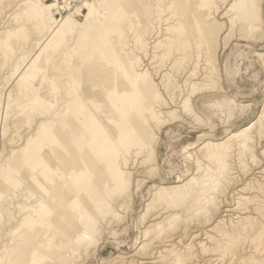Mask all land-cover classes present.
Here are the masks:
<instances>
[{"label":"rangeland","instance_id":"1","mask_svg":"<svg viewBox=\"0 0 264 264\" xmlns=\"http://www.w3.org/2000/svg\"><path fill=\"white\" fill-rule=\"evenodd\" d=\"M6 1L2 0V2ZM66 1L70 2L71 6L74 5L72 0H63V5L68 4ZM16 2L15 0L12 6ZM169 2L173 3L174 0H161L159 2L158 5L164 10L157 17V12L151 6L150 0H141L139 4V8L142 10L139 9L140 15L142 19L145 18V20L151 23L153 27L151 33L145 31L144 34L135 37L138 23L134 17L129 18L132 25L130 28L125 27L124 32V42L137 56L139 55L141 67L148 70L149 77L147 78V82H153L165 100V104L160 109L163 112L167 110L173 111L172 115L165 117L167 122L160 131H157L155 127V129L153 128L154 131L156 130L154 133L158 136L157 144L154 146L156 153L150 160H146V163L143 164L145 158L143 153L137 152L135 154L133 152L125 154L123 147L114 138L115 129H112L110 125L103 121L104 112L102 109L106 111L109 108L105 98L108 94L106 88L112 85V82L111 84L109 83L110 79L108 77L106 79H102L101 76L99 77L98 70H95V63L93 64L91 59L81 57L76 60L77 63L75 61L81 73H87L91 75V78H95L96 76L99 83H101V88L94 87L96 84L93 82V79L76 73V77H80L82 80L81 85L77 89L79 91L82 90L84 93H93L95 99L98 100L95 108L89 106L90 111L95 116L94 122L89 124L90 127H87V130H81L86 135L85 140L80 144L76 137L72 139V142L77 144L76 153L79 154L76 158V165L84 169V166L80 162V159L84 160L82 156L87 153L88 157H94L93 160L90 159V162L94 166L93 170L95 174L92 177L89 175L90 178L88 179L91 185L88 187L90 190L88 189L86 195L89 196L91 194L92 196H96V192H99L103 195L106 202L114 206L116 213L120 217H102L104 209H100L96 213L94 210L96 208L92 207L94 201H91L89 204L87 203L88 214L82 212L83 208L78 209L65 205L64 208L70 215V218H64L60 215L58 216L59 220H55L56 236L53 242L55 241V248L63 253L67 249L62 243H68L74 248L75 252L70 257L72 260L69 259V261L71 260L70 264H127L130 261L132 264H140L146 261L154 262V264H166L168 261L161 260L159 258L161 255H166V259L170 258L168 250L171 246L183 250V245L186 246L189 243L191 244V251L194 253L190 262L192 264H206L204 263L205 259L209 255L217 253L211 251L208 255V253L199 251L201 248L198 243L200 242L205 244L206 247H211L213 241L208 237L216 236L217 233L216 231L214 233V230L211 232L206 230L213 227L225 215L222 208L224 203L227 201L233 208L236 207L234 194L239 193L242 195V191L238 190L247 183L249 178H253V174L264 169V154L261 153L264 150V114L260 120V125L263 128V137L255 139L249 146L251 149L246 150V153L239 160L237 156H226L225 154V163L217 165L216 162L201 156L205 152H212L210 146L207 150L203 149L196 152L198 145L207 141L210 143L219 142L228 136V134L257 119L264 106V64L262 63L263 56H259L260 54H264V0H209L206 11H208L209 18L218 24L214 33V57L210 63L205 61V39L202 34L196 37V33H192L191 36V33L188 32V24H186L187 28H185L187 30L181 33L170 27L175 21L179 20L178 22H182L183 15L185 16L187 13L189 15L187 14L186 16L189 17H192L193 14L195 15L198 0H193V2L190 0L183 11H178V13L182 12L183 15L179 19V14H175L176 17L174 16L171 19L172 23L174 22L173 24L170 23V20L162 22L163 18L170 15V12L166 10L167 5H170ZM191 2L192 4H190ZM63 8L65 9L60 10V14L65 16L68 13V7L64 6ZM10 12V9H5L1 13L0 27L6 21L7 15ZM55 16L57 18L60 17L58 14ZM78 19L80 20L81 18ZM101 20L104 21L102 18ZM33 22V20L24 22L26 30L24 34L28 36L27 41H12L13 56H11L6 65H2L3 61L0 62V110L3 112L7 110L6 118L2 123L6 131L1 132L2 134L0 133V179L7 178L8 180L15 181L18 185L13 191L14 195L12 194V204L7 206L6 210H3V212L5 211L3 214H0L2 224L0 226V245L7 244V242L14 244L16 240L17 243L21 241L20 250L23 251L38 243L42 244L43 241H41L38 235L40 231L37 230L40 227L39 222L35 223L39 219L38 216L47 214L42 212L41 207L40 211L37 212L36 203H38V197L29 193V187L31 186L28 185V180L32 177L37 182L38 175L41 174V181L44 183L47 182L48 176L52 177V179H48L52 185V192L60 186L64 174L59 170L58 166L55 167L46 163V166L51 170L50 173H43V171L38 170H35L33 173L29 167H24L21 176L17 175L15 177L12 174L4 172V168L8 164L6 158L13 151L15 152L22 148L27 137L35 133L37 126L44 119L52 120L56 130H59L61 126L65 127L69 124L66 113L54 116L53 109L47 110L43 116L38 114L37 109L29 115H27L26 111L20 112L17 103L32 94L29 85L26 86L27 92H24L23 95H18L15 100L7 102V94L13 86L12 81L15 77H11L10 67H12L21 54L25 55L26 51L31 52L29 55L31 56L41 45H44V40L49 36L45 31L41 34L35 31L32 27ZM167 22L171 25L169 23L167 25ZM167 33L171 34L170 37ZM162 36L164 37L162 38ZM159 38L160 41L157 40ZM184 39L188 42V47L184 51H181L183 49L178 46V41ZM138 42L142 44L141 50H139L140 46L137 45ZM164 44H167V47ZM157 45L162 46L161 49H155ZM165 50L169 51L166 52ZM185 50L187 52L190 51L188 52L190 54L189 57L186 58L187 60L185 59L187 62L182 58L185 55ZM164 51L167 56L165 54L159 56ZM169 52L170 54H168ZM63 57L64 55H61L59 58L62 59ZM176 62L177 64H175ZM110 63H115V59L111 60ZM42 65L46 68L43 62ZM91 66L92 68H90ZM53 67L52 65L51 70ZM103 67L107 68L106 71L108 72H116L113 64H108V66L103 65ZM57 72H59L58 68L56 69V74ZM9 77L11 78L9 79ZM202 79L207 82L201 83ZM90 81L93 82L94 88H92ZM120 86H122L121 83ZM65 89H70L69 83H67ZM61 92L62 94L60 95L59 93L60 97L57 100L58 104L62 100L68 101L67 92L62 88ZM139 94L145 99L149 98L148 93L143 88H140ZM5 102L8 106L7 109ZM23 119L27 120L28 126H25L26 123L22 122ZM114 119L118 124L123 122L122 125L124 127H130L133 130L139 124L138 117H128L122 120V118L116 115ZM255 131L253 130L251 135H254ZM133 134L135 135V132ZM64 135L58 134L56 140L51 136L54 139V143L53 145H48V147L53 150L55 157L58 158L63 166L69 165L70 168H76L74 163L70 161L72 157L69 151V148L74 146V144H70L68 136L65 133ZM14 137L16 138L15 141H13ZM252 150L255 153L251 158L249 152ZM119 154L123 155V158L127 160L126 167L128 168L126 169L129 171H126L131 173L132 183L129 191L120 196V198L117 193H113L108 199L106 198L103 180H109L110 174L107 170H104V164L109 163V161H112ZM96 155L100 157L101 162L97 159L100 164L96 161ZM196 157L201 159L202 164L205 163L204 165L208 166L207 170L203 169L202 166H195ZM256 167L259 168L256 169ZM249 169L252 172L249 171L248 175L246 171ZM66 172L71 176L67 180L65 189H68L69 182L73 180L76 187L84 186L83 181H79L71 170L67 169ZM52 173H54L53 176ZM250 174L252 175L250 176ZM256 175L263 177L259 178L261 181L257 178L256 180H259L262 185L261 187H264V172L261 175ZM184 179H194L188 185V191L204 192L189 203L182 197L179 198V202H174L172 199L159 195L157 198H153L158 186L173 187ZM243 179L245 180L243 181ZM108 184L109 186L106 189L112 186L111 181ZM73 189L67 190L62 197L65 200H69L75 193ZM235 189L238 190L236 191ZM175 190L178 192L180 189ZM245 192V196L247 197L258 196L260 198L258 200H263L262 194L259 192ZM221 201L222 204H220ZM241 204H244L242 206L248 208H252L253 204L256 205L255 202L249 205L248 201H242ZM196 206H199L198 210L192 211L193 207ZM206 206L211 207L207 213L208 217H211L210 223L208 222L210 225L208 227H199L197 221L207 218L199 214L202 209L205 210ZM187 207L189 208L188 211ZM215 209L219 210L215 211L211 216V213ZM27 212L28 214L25 215L24 213ZM236 213L232 217L233 222H236L238 220L237 217L240 216L238 211ZM261 213L264 216L263 208L261 209ZM22 214L24 215L22 216ZM91 217L94 219L91 220ZM163 218H167L165 231H162L163 225L161 224V226H157L158 228L156 227L152 231L155 234L148 231L147 227L149 224L157 221L160 222ZM13 227L18 228L13 229ZM80 229H84V232H80ZM17 233H21L22 240L18 239ZM74 233L85 239L83 242L85 245L79 246L78 241L76 242L72 239L71 235ZM239 234L241 235V232ZM92 240L95 246L88 244ZM239 240L243 247L245 244L247 246L250 245L245 234L241 235ZM226 243L227 245H232L231 250L232 252L236 251L235 256L238 257L235 258L233 256L231 264H242L239 261L241 260V256L245 255V252L238 253L240 252V244L236 248L234 246V238L228 239ZM162 249L166 251L164 252ZM261 253L264 257V251ZM228 256L230 258V255ZM43 263L46 264L47 262L44 261L41 264ZM52 263L55 264L53 261L48 264Z\"/></svg>","mask_w":264,"mask_h":264},{"label":"bare ground","instance_id":"2","mask_svg":"<svg viewBox=\"0 0 264 264\" xmlns=\"http://www.w3.org/2000/svg\"><path fill=\"white\" fill-rule=\"evenodd\" d=\"M14 1L15 0H7L6 2H2V0H0V15L5 11V9L11 10V12L7 15L6 21L0 27V62L3 61L2 65H6V63L11 59V56H13L12 54L14 51L12 48V41H27L28 36L27 34H24L26 31L24 22L33 20L34 22L32 23V27L34 30L39 34L45 31L49 34V36L44 40V45H41L31 56H29L31 52L26 51V54H21L14 62L12 67H10V73L12 75L11 77H15L12 81L13 86L7 94V102H9V100H15L18 95H23L24 92H27L28 90H26V86L29 85L32 94L17 103L20 112L26 111L27 115H29L37 109L38 114L43 116L47 110L53 109L54 116L66 113L69 124L65 127L61 126L59 130H56L52 120L44 119L37 126L35 133L27 137L22 148H20L18 151H13L6 158L8 164L5 166L4 172L7 174H12L15 177H17V175L21 176L24 167H29L30 171L33 173L35 170L43 171V173H50L51 170L48 166H46V163L54 165L55 167L58 166L59 170H61L64 175L62 181L60 182V186L52 192L51 182L48 181V179H52V177L48 176L47 182L44 183L41 181V174L38 175L39 179L37 178V182L32 177L29 180L27 179L28 185L31 186L29 187V193L38 197V203L35 202L38 209L37 212L40 211L41 207L42 212L47 213L38 216L39 219L35 223L37 224L39 222L38 224L40 227H38L37 230L40 231V233L38 235L41 241L44 243L42 242V244L38 243L36 245L30 246L25 251L20 250L21 241L18 240L19 242L17 243L16 238V242L14 244H9L8 242L7 244L4 243L0 245V264H41L44 261L47 262L46 264L52 261L55 264H70L72 260L70 257L73 256V253L75 252L74 248H72V246H70L68 243H62L67 249V251L63 253L62 251L60 252L57 250V248H55V241L53 242L54 237L56 236L55 220H59L58 216L60 215L64 218H70V215L64 208L65 205L78 209L83 208L82 212L88 214L89 210L87 203L89 204L91 201H94L92 207L96 208L94 209L96 213L100 209H104L102 212V217H120L119 214L116 213L114 206L109 202H106L103 198V195H101L99 192H96V196H92L91 194L89 196L86 195V193H88V189L90 190L88 187L91 185L88 178L95 174L93 170L94 166L90 162V159L93 160L94 157H88L86 153L82 156L84 160L80 159L84 169L76 165V158L79 156V154L76 153L77 144L73 143L72 139L76 137L80 144L85 140L86 135L84 134V131L81 132V130H87V127H90L89 124L93 123L95 120V116L90 111L89 106L95 108L98 103V100L95 99V95L93 93H84L82 90L79 91L77 89L81 85L80 83L82 80L80 77H76V73L82 75L83 77L87 76L90 79H93V82L96 84L94 87L101 88V83H99L96 76L95 78H91V75L87 73H81V70L75 64V61L81 57L91 59L93 64L95 63V70H98L97 72L99 77L101 76L102 79H106V77H108L110 79L109 83L111 84L112 82V85L109 84L110 86L106 88L108 94L105 99L109 108H107L106 111L102 109L104 112L103 121L110 125L112 129H115L114 138L116 139V142L118 144L120 143V145L123 147L125 154H130L133 152L135 154L137 152L144 154L145 158L143 160V164L146 163V160H150L156 153L154 146L157 144L156 142L158 140V136H156L154 133L156 131H154V129L156 128L157 131H160V129H162L164 124L167 122L165 117L172 115L173 111L167 110L163 112L160 109V107L165 104L164 98L153 82H147V78L149 77L148 70L141 67L142 64L138 57L139 55L137 56L124 42L125 27L130 28L132 25L131 21L129 20L130 17H134L138 23V29L134 35L135 37H138L140 34H144L145 31H149L151 33L153 29L151 23L145 20V18L142 19L140 15L141 9L139 8V4L141 0H72V2H74V5L72 6L71 3L67 1L66 2L68 4L63 5V0H16L17 2L14 4L15 7L12 6ZM160 1L161 0H150L151 6H153L157 12V17L160 16V13H162L164 10H162L161 6L158 5ZM189 1L190 0H174L173 3L169 2L170 5H167L166 10L170 12V15H167L165 18H163L164 20H162V22L169 20L171 21L175 14H179L178 18L180 19V16L183 15V13H178V11H183L187 3L189 4ZM192 2L190 4H192ZM208 2L209 0H198L195 15L193 14L192 17H189L186 16L188 14L187 13L185 16L183 15L181 20L182 22H178V20L177 22L175 21V23L173 22V24L171 21L170 23L173 25H171L169 22H167V25L169 23L171 25L170 27L181 33L187 30L185 28H187L186 24H188V32L191 33V36L192 33H196V37L197 35L202 34L203 38L205 39V55H203L205 56V61L210 63V61H213L214 57V33L218 27V24L214 20H211L208 16V11H206ZM64 6L68 7V13L65 16H62L60 14V10H64ZM56 14L60 15V17L57 18L55 16ZM78 18L81 19L79 20ZM101 18L104 21H102ZM174 20L176 19L174 18ZM168 35L170 37L171 34ZM184 36L186 35L184 34ZM163 37L164 36H162V38ZM160 38L157 40L160 41ZM178 44V46L183 49L181 51H184V49L188 47V42L186 39L178 41ZM137 45L140 46L139 50H141V42H138ZM164 45L167 47V44ZM156 47L157 48L155 49L159 50L162 46L157 45ZM176 48L178 49V47ZM144 49L146 50V48ZM165 51L159 56H163L164 54L167 56L166 52L169 50L166 52ZM188 52L186 51L184 57H182L184 60L189 57L190 54ZM168 54H170V52ZM61 55H64L62 59L59 58ZM259 56H263L262 63L264 64V54H260ZM198 57L199 56L197 55V58ZM113 59H115V63H110V61ZM42 62L46 65L47 69L44 68ZM108 64H113L116 72L106 71L107 68L103 67V65L108 66ZM175 64H177V62ZM52 65L55 68L53 67L51 70ZM57 68L59 69V72L56 74ZM90 68H92V66ZM192 73L194 72L192 71ZM11 77H9V79ZM93 82H91L92 88H94ZM202 82L207 81L202 79L201 83ZM67 83L70 84V89L68 90L65 89V87H67ZM120 83L122 86H120ZM61 88L67 92L68 101L62 100L61 103L58 104L57 100L62 94ZM140 88H143L148 93L149 98L145 99L139 94ZM7 107L8 106L6 105V109ZM6 111L3 112L0 110V133L6 131V128L2 126L3 120L6 118ZM263 114L264 106L257 119L253 120L237 131L228 134V136L219 142L210 143L207 141L198 145L196 152L203 149L207 150V148L210 146V148H212V152H205L203 155L201 154V156L210 161L212 160L216 162L217 165L225 163V154L226 156H237V159L239 160L241 156L246 153V150L251 149L249 146L254 142L255 139L257 140L263 137V128L260 125V120L263 117ZM116 115L119 118H122V120L128 117H138L139 124L135 126L136 128L134 130L130 127H124L122 125L123 122L118 124V122L114 119ZM22 122L26 123L25 126L29 125L26 119H23ZM253 130H256L255 134L251 135ZM133 132H135V135ZM64 133L66 136H68L70 144H74V146L69 148V151L72 157V159L70 158V161L74 163L76 168H70L69 165L63 166L58 158L55 157L53 150L48 147V145H53V138L56 140L58 134L65 136ZM15 139L16 138L14 137L13 141H15ZM254 153L253 150L249 152L251 158L254 156ZM261 153L264 154V150ZM97 159L100 160V157L96 155V161L100 164L101 160L98 162ZM194 164L196 167L202 166L203 169L207 170L208 166L204 165L205 163L202 164L201 159L198 157L195 158ZM126 165L127 160L123 158V155L121 154L115 156L112 161H109V163L104 164V170H107V172L110 174L109 180H103L104 189L106 190V198L109 199L113 193H117L120 198V196L129 191L132 181L131 173L126 171L128 170L126 169L128 168ZM258 168L259 167H256V169ZM67 169L71 170V172L75 174V177L79 181H83V187H76L73 180L69 182L68 189H65L67 180L70 179L71 176L67 174ZM249 171L251 170L249 169L246 172L248 173ZM263 172L264 169L256 172L253 174V178H249L247 183L243 185L240 190L237 189L238 191H242V195L239 193L234 194L236 207L233 208L229 202L226 201L222 206L225 215L222 216V219H219L220 221L214 224L213 227L206 230L210 232L214 230V233L216 231L217 234L216 236L214 235L208 237L213 241L211 247H206L205 244L199 242L198 244L201 248L199 251L208 253V255L211 251L214 253L216 252L217 254L209 255L208 258L205 259L204 263L231 264V258L236 255V251L232 252V245H227L226 242L228 239L234 238V246L236 247L238 244H240V236L244 234L247 236L250 245L247 246L245 244L246 247H243L240 244V252L238 253L240 254L241 252H245V255L241 256V260L239 262L242 264H251V262H255V264H262V262H264V257L261 253L264 251V224L262 221L264 216L261 213V209H264V187H261L262 185L259 182V180L261 181L259 178L263 177H258V175H256H261ZM53 174L54 173H52V176ZM251 175L252 174H250V176ZM256 178L259 180H256ZM191 179H184L178 184H175L173 187L160 185L154 192L153 198H157L159 195L167 199H172L174 202H179V198L182 197L187 203H189L204 192L188 191V185L194 180ZM244 180L245 179H243V181ZM110 181L112 186L111 188L106 189L109 186L108 183H110ZM9 184H11V186H9ZM17 186L18 185L13 180H8L7 178L0 179V214H3L5 212H3V210H6V207L12 204V194ZM69 189H73L75 193L69 200H65L62 196ZM175 189L180 190L177 192ZM245 191L259 192L262 194L263 200H258L260 199L258 196H253L251 198L247 197L245 196ZM242 201H248L250 203L249 205L255 202L256 205L253 204L252 208L244 207L242 206L244 204H241ZM220 204H222V201ZM198 208L199 206L193 207L192 211H197ZM210 209L211 207L206 206L205 210L202 209L199 212L202 217H207L205 220L197 221L199 227H208L210 225L209 221H211V217H208L207 215ZM188 210L189 208L187 207V211ZM218 210L219 209H215L211 213V216L213 213H215V211ZM237 211L240 216L237 217L238 220H236V222H233L232 217L237 214ZM24 214L27 215L28 212ZM24 214H22V216ZM93 219L94 218L91 217V220ZM166 222L167 218H163L160 222L157 221L152 222L151 224L148 223L149 226L147 229L148 231L152 232L157 226L163 225L162 231H165L164 229L166 228ZM1 225L0 218V226ZM17 228L18 227H13V229ZM47 231L50 233L48 232V234ZM79 231L84 232V229H80ZM240 232L241 235L239 234ZM51 233L52 235L50 236ZM16 235L19 237L18 239L22 240L21 233H17ZM71 237L76 242L78 241L77 243L79 246H81L85 240L82 239L80 235L75 233L72 234ZM93 242L94 241L92 240V242H88V244L93 245ZM183 247V250H180L171 246L168 250V256H170V258L168 257L169 259H166V255H161L159 258L161 260H167L168 263L166 264H192L190 260H192L194 253L191 251V244L189 243L186 246L183 245ZM163 251L165 252L166 250ZM228 255H230V258H228ZM225 257H227L228 260L225 259ZM236 257L237 256H235V258ZM69 259L71 260L69 261ZM127 264H132V262L130 261ZM140 264H154V262L146 261Z\"/></svg>","mask_w":264,"mask_h":264},{"label":"snow or ice","instance_id":"3","mask_svg":"<svg viewBox=\"0 0 264 264\" xmlns=\"http://www.w3.org/2000/svg\"><path fill=\"white\" fill-rule=\"evenodd\" d=\"M251 264H255V262H251ZM262 264H264V262H262Z\"/></svg>","mask_w":264,"mask_h":264}]
</instances>
